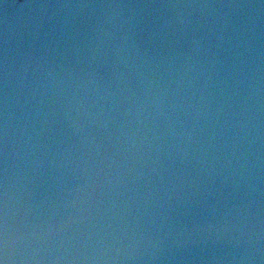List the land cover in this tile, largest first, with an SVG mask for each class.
I'll list each match as a JSON object with an SVG mask.
<instances>
[{
	"label": "water",
	"instance_id": "water-1",
	"mask_svg": "<svg viewBox=\"0 0 264 264\" xmlns=\"http://www.w3.org/2000/svg\"><path fill=\"white\" fill-rule=\"evenodd\" d=\"M5 230L8 264H264V0H0Z\"/></svg>",
	"mask_w": 264,
	"mask_h": 264
},
{
	"label": "clouds",
	"instance_id": "clouds-1",
	"mask_svg": "<svg viewBox=\"0 0 264 264\" xmlns=\"http://www.w3.org/2000/svg\"><path fill=\"white\" fill-rule=\"evenodd\" d=\"M0 251H2L3 255L0 256V264H8L9 256L7 253V231L5 230L4 236H3V246L0 248Z\"/></svg>",
	"mask_w": 264,
	"mask_h": 264
}]
</instances>
